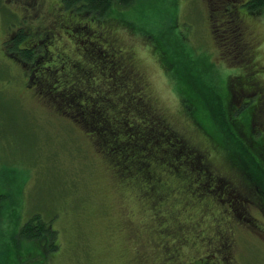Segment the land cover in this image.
Returning a JSON list of instances; mask_svg holds the SVG:
<instances>
[{
    "label": "rangeland",
    "instance_id": "obj_1",
    "mask_svg": "<svg viewBox=\"0 0 264 264\" xmlns=\"http://www.w3.org/2000/svg\"><path fill=\"white\" fill-rule=\"evenodd\" d=\"M57 2L40 0L44 6L40 8L46 11V25L56 19L57 8L61 12ZM232 2L231 7H246L242 2ZM24 3L31 0H0V196H4L0 207V264H16L15 257L20 255L17 252L20 238L16 232L34 214L51 224L58 247L55 252H49L42 246L40 249L33 246L34 257L23 255V264H193L205 257L206 247L212 244L209 237L218 229L229 233L230 225L219 220L223 208L212 197L200 198L193 194L191 175H169L158 166L154 173L160 183L154 198L155 202L160 199L161 204L153 206L140 177L127 179L125 173L116 170L118 166L99 148L91 133L63 116L59 104L53 101L59 91L57 84L50 86L53 93L48 88L43 92L45 95L35 93L39 85L27 88L28 73L35 65L23 67L14 59L15 47L10 42L4 44L23 25L20 14L24 12L21 9ZM213 8L212 0H138L124 12L122 23L113 25V43L111 38L108 43L106 37L98 39L108 51L101 63L104 76L96 77L95 82L98 78L105 83L110 81L115 43L129 57L146 105L177 131L192 137L196 149L209 156L212 172L237 184L245 181L246 191L248 184H256L259 193L255 197L261 200L250 209V228L246 230L237 222L232 223L231 232L236 241L233 255L237 264H264V237L260 235L264 234V161L258 153L260 142H264V119H261L264 107L256 113L259 97L254 95L253 103L243 100L240 105L236 104L237 111L246 113L254 105V157L257 158L253 167L249 157L239 152L242 162L238 165L242 171L235 169L226 158L227 152L218 149L185 116L181 98L149 41L150 35L171 39L175 34L178 44L186 47L196 62L195 67L201 71L198 89H205L207 85L212 89L219 80L228 85V78L242 72L239 66L233 67L237 61L254 63L257 70L264 67V16L239 12L240 19L236 21L239 33L234 37L242 60L231 53V42L223 36L221 25L225 24L226 17L220 15L217 24ZM59 14L56 27L76 33L75 26L71 25L76 16ZM88 22L91 26L96 23ZM46 30L50 35L55 32L50 25ZM56 37L55 44L47 39L48 50L53 54L57 46L64 53L63 58L80 64L83 60L73 37ZM80 48L84 56L94 50L86 44ZM58 61L55 57L53 62L41 61L39 66L45 62L43 68L57 67L54 65ZM38 75L44 77L46 71L40 70ZM260 75L258 81L264 87V68ZM67 77L57 74L56 78L59 84L66 85L70 78ZM198 174L203 176L206 171ZM225 180L214 183L219 186L214 196L225 188ZM199 184L197 181L194 186ZM240 215V220L243 217L246 220L247 214ZM255 219L257 228L254 229ZM202 234L207 238L202 239ZM21 243L25 248L30 247L28 242L21 240ZM175 243L183 246L172 260L170 254ZM29 259L33 262H26Z\"/></svg>",
    "mask_w": 264,
    "mask_h": 264
},
{
    "label": "trees",
    "instance_id": "obj_2",
    "mask_svg": "<svg viewBox=\"0 0 264 264\" xmlns=\"http://www.w3.org/2000/svg\"><path fill=\"white\" fill-rule=\"evenodd\" d=\"M137 1L58 0L62 13L76 16L77 20L74 19L75 23L71 24L75 26L76 33H69L66 31L67 28L64 30V28L56 27L60 21L59 13H61L57 8L56 19L50 24L44 23L46 29L50 25L51 29L55 28V32H51V35L46 34L49 35L51 44L56 43L57 33L64 37H73L80 60L83 61L78 60L80 64L67 61L62 57L64 53L59 52L57 46L54 47L52 54L48 50L50 46H46L49 44L47 40L43 45L19 48L18 45L28 40L26 29H21L18 38L10 41L11 44H15L17 56L14 59L23 67H28L29 64L35 65V68L28 73L26 85L28 89H31L32 85H37L38 88L39 85L36 94L45 95L43 92L48 91V88L51 89L48 92L53 93V87L50 86L58 85L59 91L57 94L54 93L56 96L53 101L59 104L63 116L79 125L82 130L91 133L99 148L112 159L113 164L118 166L116 170L121 174L125 173L128 176L127 179L135 180L140 177L139 181L145 187L146 197L153 206L158 207L161 204L160 199L155 202L154 198L160 183V179L154 173L158 166H162L164 172L169 175L179 173L183 176L191 175L189 179L195 196L207 194L210 190V194H213L212 187L207 186L210 177L208 173L215 174L210 169L209 156L196 149L191 136L177 131L146 105L142 96V87L137 82L129 57L115 43L113 48L116 50V57L110 66V81L105 83L98 78V82H95L96 77L104 76L101 63H103L105 51H108L107 46L101 45L98 39L106 37V43H108L111 38L113 43V25L122 23L126 15L124 12L132 8ZM233 1L242 2L246 4V7L236 5L231 7L232 0H212V6L215 9L217 24L220 15L222 18L226 17L221 29H223V36L231 42L233 50L231 53L237 54L244 60L240 56L242 52L236 36L234 37L235 33L230 35L228 29L234 28L232 25L239 12L247 11L251 15L264 16V0ZM88 21L96 23L91 26ZM95 35L98 36L95 37ZM149 41L159 54L161 63L181 98L185 116L195 124L197 129L203 130L216 143L215 146L218 149L227 152L226 158L235 169L243 171L238 165L242 162L239 152L245 153L255 167L254 160L257 156L254 157V105L248 113L236 109L243 100L253 103L254 95L243 97L240 101L237 99V102L234 99V86L240 83L245 87V93L253 92L252 89L247 88V84L254 83V71H257L256 81H258L264 67L257 70L258 67L254 63L237 61L233 67L239 66L242 72L228 78L230 79L228 85L224 86L219 80L212 89L208 88V85L205 89H198L197 80L201 71L195 67L196 62L186 47L178 44L179 40L175 34L171 39L165 35H150ZM84 44L94 47L87 56L83 55V51L80 52V47ZM55 57L59 60L54 65L57 67L43 68L45 62H53ZM41 61L45 62L39 66ZM40 70L46 71L44 77L38 75ZM57 74H63L64 77L68 74L70 78L67 77L66 85L59 84ZM262 88L264 91L263 86ZM104 93H110V95H104ZM263 107L259 105L256 113L258 109L262 112ZM260 143L259 155L264 149V142ZM260 158L264 161V157L260 156ZM201 170L206 171V174L199 175L198 172ZM193 171H197V174ZM197 181L200 184L195 187L194 184ZM244 183L245 181H242L238 185L242 184L244 188ZM254 185L256 186V184H248L249 189L246 192L250 196L254 195ZM3 197L0 196V207L3 205L1 201ZM219 204L224 207L220 201ZM219 215L221 220L228 217L223 211ZM16 233L20 238L17 245V252L20 255L17 254V258L15 257L16 264H23L21 260L23 255L27 258L34 257L33 246L38 249L42 246L46 251L49 249V252H55L58 247L55 241L56 231L39 214L32 215ZM21 240L28 242L30 247L25 248ZM22 252L25 254H21ZM29 261L32 260H26V262Z\"/></svg>",
    "mask_w": 264,
    "mask_h": 264
},
{
    "label": "flooded vegetation",
    "instance_id": "obj_3",
    "mask_svg": "<svg viewBox=\"0 0 264 264\" xmlns=\"http://www.w3.org/2000/svg\"><path fill=\"white\" fill-rule=\"evenodd\" d=\"M44 7L40 5V0H31V3H24L21 9H24V12H22V15L20 14V18H22L23 25L18 27L12 34L9 35V40L7 39L6 42L4 43L7 45L8 42L11 40H14L18 38L19 36V31L21 29H26L27 32V38L28 40L21 45H18L19 48H24L27 46H32V45H38L41 44L43 45L45 43V40L49 39V35L46 33V27H45V20H46V11L43 8ZM240 19L237 17L236 21ZM230 22H228L229 24ZM234 25L232 26H236ZM229 28V26H228ZM229 34L232 35L234 33H239L237 28H231L228 29ZM226 30V32H228ZM231 31V32H230ZM57 36H61L60 34H56ZM55 36V35H54ZM240 37V34L238 35ZM13 44V43H12ZM15 44L11 45L12 47ZM47 46V44H46ZM12 55V54H11ZM13 56V55H12ZM14 57V56H13ZM16 58V57H14ZM255 70V69H254ZM254 83L247 84L248 89H252L253 92L250 93H245V87H243L240 83L238 85H235V95L234 99L237 101H240L243 97L246 96H253L257 95L260 100V105L264 106V91L262 86H260V83L256 81L257 79V71H254ZM237 101V102H238ZM261 119H264V115L262 114ZM255 124V122H254ZM262 157H264V149L262 150V153H260ZM209 177V184L207 186L211 187L212 186V192H217L216 188L218 189V185L214 186V183H220L222 179H226L224 183L225 188L224 189H219V195L214 196L212 193L210 194L211 190L204 195L201 194H196V196L200 198H205L207 196L212 197L216 203V205L219 207H222L219 204V201L221 204L225 207L223 208V213H226L228 217L225 219H219L223 223H227L230 225L229 227V233L226 231H220L218 229L217 233H214L211 237H209V240H212V244L209 247H206V253L207 255L205 257H200L193 261V264H237L236 258L234 257V250H235V245L236 241L234 238V232H231L232 228L234 226L232 223H238L241 226H243L246 230L250 228V224L252 221L249 220L248 216L250 209L254 207L256 204H258L259 200H256L255 193H258L257 186L254 185V195L250 196L247 194L246 190L242 187V184H236L232 180L230 181L229 178H226L224 176H220L218 174H212L208 173ZM218 186V187H217ZM216 187V188H215ZM221 211V213H222ZM240 213L247 214V218L245 220V217H243L242 220H240L241 215ZM253 217V216H251ZM218 219H216L217 221ZM244 222H246V227L244 226ZM256 219L254 222V229L257 228L256 224ZM182 233V232H181ZM184 233V231H183ZM182 233V234H183ZM180 233H178L179 235ZM261 236L264 237V234H260ZM200 236V235H199ZM202 239H206L207 237H204V234H202ZM175 239H178L176 237ZM179 243L174 244V248L172 249V253L170 254V259L174 260L177 258L179 255V249L181 248ZM171 248V247H170Z\"/></svg>",
    "mask_w": 264,
    "mask_h": 264
}]
</instances>
